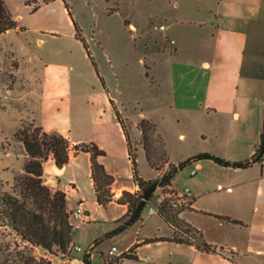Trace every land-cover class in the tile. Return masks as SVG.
<instances>
[{
  "label": "crops",
  "instance_id": "0c3cea01",
  "mask_svg": "<svg viewBox=\"0 0 264 264\" xmlns=\"http://www.w3.org/2000/svg\"><path fill=\"white\" fill-rule=\"evenodd\" d=\"M175 2L180 5L178 0ZM201 10L205 18L198 17ZM201 10L198 8L195 16L178 20L181 26L186 24L201 32L200 38L195 40L198 59L174 63L167 69V84L162 82V106L183 109L205 121L211 120L198 135V141L206 144V148H200L195 153L210 152L231 161L248 160L255 153L263 127L264 0H216L207 2ZM116 11L118 8L112 14ZM124 25L127 26L126 23ZM171 38L177 53H172L171 48L167 51L170 56H179L183 45L178 39ZM21 67L22 64L19 72ZM36 78L48 106L63 105L75 88L66 65L45 63L43 74ZM153 78L155 83L161 81L155 76ZM110 98V93L103 86L98 87L94 96L97 110L93 136L77 137L72 125L66 136L73 144L93 141L106 151V155L98 160L116 178L112 187L114 201L107 207L98 204L90 153L72 154L70 162L63 168H58L52 158L44 164L46 183L67 193L69 210L73 213L79 205L84 209L80 218L71 217V222L77 227V241L81 240L79 232L82 226L102 222L94 216L90 204L102 212L107 210L105 215L114 230L118 227L117 221L129 209L116 200L126 190H139L133 180L126 136ZM27 116L46 130L59 128L64 131L62 126L51 127L57 124L40 122L35 115ZM145 117L156 119L154 115ZM143 156V153L139 156L141 175ZM122 160L126 161L128 169L126 180L120 170ZM171 162L178 164L172 159ZM193 165L197 174L189 179L187 188L195 201L180 217L200 230L204 240L216 247L217 252H205L195 243L148 242L155 237H172L174 230L158 212L148 211L146 214V207L141 221L114 236L118 239L129 236L126 242L119 241L120 250L135 247V258H131L129 264H264V162L247 169L223 167L210 160L193 162ZM80 171L86 174V187L79 180ZM159 176L157 172L144 178ZM176 179L170 189L180 192L175 187ZM75 236L73 243L78 244ZM104 239L101 238L100 242L103 243ZM87 245L95 264L92 251L97 245L95 242H87ZM106 254L104 252V258ZM115 260L113 264H122L119 258ZM70 264H84L82 256L73 255Z\"/></svg>",
  "mask_w": 264,
  "mask_h": 264
},
{
  "label": "rangeland",
  "instance_id": "374dc122",
  "mask_svg": "<svg viewBox=\"0 0 264 264\" xmlns=\"http://www.w3.org/2000/svg\"><path fill=\"white\" fill-rule=\"evenodd\" d=\"M44 1L31 0L28 4V0H5L18 21V28L0 36V192L15 193V178L24 172L27 155L15 133L22 125L34 120L27 115H35L42 123L57 124L52 128L64 127V131L59 128L47 130L65 135L69 134L70 125L77 137L84 138L93 136L96 128L94 96L102 86L82 43L75 38V29L63 0H54L48 5ZM66 1L82 28L110 96L127 120L132 150L137 151L138 159L141 153L144 154L142 176L148 178L157 172L162 176L173 164L171 159L180 163L196 155L200 148H206V144L198 141V135L211 120L205 121L183 109L162 106V82L167 84V69L174 63L198 59L195 40L200 38L201 32L186 24L181 26L178 20L195 16L198 8L201 10L207 2L216 0H178L179 6L176 0ZM38 6L42 9L32 13V9ZM117 8L118 11L109 14V10ZM198 17L205 18V13L201 10ZM171 37L183 45L179 56H170L167 51L171 48L172 53H177ZM45 63L67 66L75 88L63 105L48 106L42 98L36 77L43 74ZM153 76L161 81L155 83ZM145 115H154L156 119ZM143 119L156 122V128L145 125L144 133L139 127ZM147 153L154 167L158 169L165 165V168L157 170L149 163L147 165ZM119 165L124 179H128L126 161L122 160ZM193 167V163L189 164L176 176L175 187L180 192L188 187ZM78 176L86 187V174L80 171ZM167 190L172 191L170 188L157 190L155 198L147 205L146 214L151 203L157 205L172 199L175 205L184 204ZM158 198H162V202ZM90 208L102 222L82 226L81 240L77 241L78 235L75 236L82 251L73 252L72 243L67 254L56 252V255H50L41 247L33 248L34 254L49 256L54 264H70L73 255L83 257L88 251L87 242H95L94 263L105 264L104 252L114 245L119 247V241L126 242L129 236L114 238L122 232L107 236L113 232L109 217L105 215L107 210L102 212L92 204ZM104 237L101 243L100 239ZM0 241L15 246L17 239L12 229L2 227Z\"/></svg>",
  "mask_w": 264,
  "mask_h": 264
},
{
  "label": "trees",
  "instance_id": "16d2710c",
  "mask_svg": "<svg viewBox=\"0 0 264 264\" xmlns=\"http://www.w3.org/2000/svg\"><path fill=\"white\" fill-rule=\"evenodd\" d=\"M53 1L45 0L44 4H49ZM63 2L75 29V38L82 43L103 88L110 93L105 79L100 74L90 46L83 35L80 24L74 19L69 3L66 0H63ZM29 3H31V0H28ZM34 3H37V1H34ZM40 8L39 6L34 7L31 12L35 13ZM113 11L111 9L109 13L112 14ZM16 28H18V21L12 15L5 0H0V36ZM110 103L125 133L133 180L139 187V190L136 192L126 190L116 200L119 204L127 205L129 209L127 214L117 221L118 227L112 233L107 234V236L123 232L141 221L145 208L155 198L157 190L159 188H170L174 178L193 162L210 160L223 167L236 169H247L254 164L264 162L263 117L260 142L250 159L231 161L210 152H202L177 165L170 164V169L165 171L160 177L146 179L140 172L137 151L132 150L127 131V120L121 115L113 98H110ZM145 125L156 128L157 123L151 119H143L139 127L144 133H146ZM15 137L23 144L27 159L23 166V174L15 178V193L0 192V228L7 227L12 229L17 239L15 246L10 242L0 241V264H54L49 256L35 255L33 248L41 247L50 255H56V252L67 254L70 245L74 241L77 227L71 222L72 211L68 208L67 193L62 189L53 188L46 183L44 164L52 158L58 168H63L70 162L72 154L78 155L81 152L90 153L92 179L97 202L104 207H107L114 201L112 187L116 178L98 160L100 156L106 155V151L100 148L96 142L73 144L65 134L58 131H48L42 125L37 124L35 120L22 125L16 131ZM146 159L150 167L156 168L153 166L152 159L148 153ZM164 168L165 165L156 169L163 170ZM168 190L167 193L175 194V191ZM194 201L195 199H192L190 205H175L172 203V199L163 201L157 212L173 228L174 236L155 237L147 241L195 243L205 252L216 253L217 248L204 240L203 233L180 217L184 210L191 208ZM220 218L231 221L223 217ZM232 222L241 224L235 220H232ZM197 239L199 242H197ZM134 250L135 247L129 249L130 254L127 255L129 258H135ZM82 261L84 264H93L90 251L85 252ZM114 261L116 260L108 262L105 258V264H113Z\"/></svg>",
  "mask_w": 264,
  "mask_h": 264
},
{
  "label": "built area",
  "instance_id": "2783aa9c",
  "mask_svg": "<svg viewBox=\"0 0 264 264\" xmlns=\"http://www.w3.org/2000/svg\"><path fill=\"white\" fill-rule=\"evenodd\" d=\"M161 29H165V26H161ZM196 174H197V170H193L191 173L192 176H195ZM174 195H176L179 199L183 200L185 205H190V202L193 199V194L189 188H186L183 192L175 193ZM158 200L162 202V198H158ZM159 206L160 204L155 205L151 203L149 212L150 213L157 212ZM82 215H84V209L82 208L81 205H79V207L72 213V217L80 218ZM71 249L73 252L82 251V247L79 244H73ZM129 254H130L129 249L122 251L119 249L118 246L114 245L107 252L106 259L109 262L119 258L122 264H129V262L132 261V259L127 256Z\"/></svg>",
  "mask_w": 264,
  "mask_h": 264
}]
</instances>
